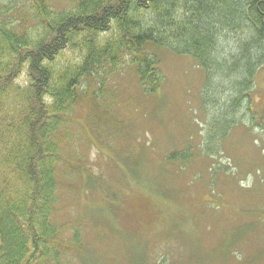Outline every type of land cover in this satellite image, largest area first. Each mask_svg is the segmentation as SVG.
Here are the masks:
<instances>
[{"label":"rangeland","instance_id":"rangeland-1","mask_svg":"<svg viewBox=\"0 0 264 264\" xmlns=\"http://www.w3.org/2000/svg\"><path fill=\"white\" fill-rule=\"evenodd\" d=\"M46 1L56 13L72 6ZM32 6L0 0L15 26L35 24ZM240 38L221 35L223 68L238 54ZM160 58L165 78L156 94L144 92L134 67L102 76L96 88L82 83L90 94L59 131L63 185L52 214L77 255L62 248L59 262L49 264H132L142 254L143 264H175L196 252L208 254L205 264H264V66L250 97L236 103L241 68L232 76L217 70L206 86L191 57L161 49ZM174 150L190 158L167 160ZM73 228L79 248L70 243ZM181 264L196 263L186 256Z\"/></svg>","mask_w":264,"mask_h":264},{"label":"trees","instance_id":"trees-1","mask_svg":"<svg viewBox=\"0 0 264 264\" xmlns=\"http://www.w3.org/2000/svg\"><path fill=\"white\" fill-rule=\"evenodd\" d=\"M32 2L36 22L30 25L10 24L0 8V264L59 262L67 247L77 255L62 241L68 238L64 226L52 221L63 185L59 131L71 108L102 76L134 67L144 92L156 94L165 78L160 67L164 49L194 59L206 86L217 70L232 76L241 68L235 99L240 103L250 97L264 66V0H72L61 13L46 0ZM224 32L241 36L237 53L243 55L225 61L226 69L217 56ZM65 52H77L78 59L64 58ZM98 98L91 104L97 108ZM189 158L179 150L166 157ZM70 233V243L79 248L77 228ZM140 256L132 257V264H143L145 256ZM186 256L196 264L209 260L208 254L183 253L174 263ZM153 264H161V258Z\"/></svg>","mask_w":264,"mask_h":264},{"label":"bare ground","instance_id":"bare-ground-1","mask_svg":"<svg viewBox=\"0 0 264 264\" xmlns=\"http://www.w3.org/2000/svg\"><path fill=\"white\" fill-rule=\"evenodd\" d=\"M236 56H237L238 59H243V55L237 54Z\"/></svg>","mask_w":264,"mask_h":264}]
</instances>
